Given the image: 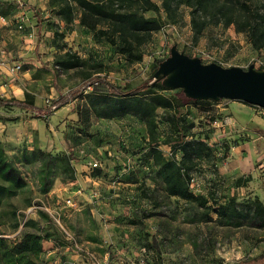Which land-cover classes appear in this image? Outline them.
Returning <instances> with one entry per match:
<instances>
[{
    "label": "rangeland",
    "instance_id": "1",
    "mask_svg": "<svg viewBox=\"0 0 264 264\" xmlns=\"http://www.w3.org/2000/svg\"><path fill=\"white\" fill-rule=\"evenodd\" d=\"M0 1V15L6 19L0 21V96L22 98L28 92L38 106L94 77L122 87L155 81V66L172 49L205 64L243 69L252 65L256 70L264 65V55L233 25L209 24L194 41L184 4L173 20L161 11L165 24L139 47L141 59L130 61L79 22L80 10L72 0L71 20L58 15L50 0ZM145 14L156 16L154 11ZM65 53L76 54L81 63L67 69L57 65ZM16 63L20 69L10 72ZM92 89L101 91L103 85L92 82L85 90ZM209 100L207 105L185 107L194 130L203 134L209 131L211 117H222L209 134L210 159L191 172V190L207 196L213 192L222 202L234 199L239 205L258 198L264 204L262 110L240 100ZM85 101L77 97L41 118L32 111L0 107V150L15 169L13 180L0 174V185L9 189L0 191L1 237L11 242L22 231L41 235L45 264H140V259L146 264H235L264 251V229L247 223L221 225L180 198L161 196L155 201L143 196L146 187L156 185L148 175L157 169L148 157L144 124L130 115L102 118L91 112L83 132L74 111ZM159 149L165 158L172 157L166 145ZM93 162L99 171L92 169ZM124 175L135 182L122 185L119 177ZM76 188L82 194L74 197L76 206L69 207L64 199ZM123 189L130 203L119 201ZM108 197L115 200L110 207ZM45 210L55 211L59 222L41 217L39 211Z\"/></svg>",
    "mask_w": 264,
    "mask_h": 264
},
{
    "label": "trees",
    "instance_id": "2",
    "mask_svg": "<svg viewBox=\"0 0 264 264\" xmlns=\"http://www.w3.org/2000/svg\"><path fill=\"white\" fill-rule=\"evenodd\" d=\"M50 1L57 6L58 15L71 20L74 5L69 0ZM72 1L80 10L79 22L89 28L96 38H104L115 46L130 61L141 59L139 47L151 37L153 32L165 24L161 11L165 13L166 18L173 20L181 4L189 8L194 41L201 36L209 24L233 25L237 32H244L247 35L257 52L264 55V0H159L160 5L156 0ZM16 5L21 6L20 1H17ZM147 11H154L156 16H147L145 14ZM65 54V57L56 60L57 65L67 69L81 63V59L76 54ZM156 68L157 66L154 71ZM259 69L264 71V65ZM92 82L101 83L104 86L103 90L86 91V87ZM92 82H83L65 93H60L46 106L36 105L32 94L25 92L22 98L0 96V107H17L32 111L41 118L53 109H58L83 96L86 100L84 106L80 109L76 107L74 111L81 123L79 128L83 132L89 127L91 112L102 118H119L126 115L135 117L145 126L146 143L150 153L148 157L157 167L156 174L148 175L156 185L151 189L146 187L143 196L155 201L161 196L180 198L184 202L204 209L205 217L221 225L234 227L247 223L255 229H264V204L258 198H252L238 205L234 199L222 202L214 197L213 192L208 193V196L195 194L190 188L192 170L200 161L209 160L212 154L208 138L215 126H212L211 122L222 117H211L209 131L203 134L194 130V121L189 119L188 108L185 107L207 105L210 103L209 99L189 98L180 88L163 85L162 79L143 81L130 87L108 83L100 77H94ZM168 90L174 92L165 93ZM159 145H166L172 157L165 158ZM2 153L3 151L0 150V174L7 180H13V175L10 174L15 173V169L4 161ZM40 153L42 157L50 158L48 153L41 151ZM177 153L179 157H176ZM67 165L70 166L69 161ZM97 167L99 165L92 169L99 171ZM143 179L145 181V177ZM119 180L123 184L135 182V178L131 175L119 177ZM2 190L9 191L8 188L0 185V191ZM210 212L216 216L215 219L208 215ZM39 213L47 221L55 223L46 210ZM42 238L32 231H22L19 238L11 242L0 236V264H45L41 258ZM235 264H264V251L241 259Z\"/></svg>",
    "mask_w": 264,
    "mask_h": 264
},
{
    "label": "water",
    "instance_id": "3",
    "mask_svg": "<svg viewBox=\"0 0 264 264\" xmlns=\"http://www.w3.org/2000/svg\"><path fill=\"white\" fill-rule=\"evenodd\" d=\"M169 88H180L193 99L240 100L264 108V71L202 63L199 58L172 49L154 72ZM104 87V86H103Z\"/></svg>",
    "mask_w": 264,
    "mask_h": 264
},
{
    "label": "built area",
    "instance_id": "4",
    "mask_svg": "<svg viewBox=\"0 0 264 264\" xmlns=\"http://www.w3.org/2000/svg\"><path fill=\"white\" fill-rule=\"evenodd\" d=\"M20 5L22 6L21 2H20ZM22 20H23V15H21V16L19 17V23H18V25H17V27H18L19 29H22V23H23ZM0 21L3 22V23H5L6 19L3 18L2 16H0ZM20 67H21V65H20L19 63H16V64L12 65V66L9 68V71H10V72L17 71V70L20 69ZM254 107H257L258 109L262 110V115L264 116V108L259 107V106H254ZM219 124H221L220 120H212V122H211V125H212V126H215V127H216V126H219ZM92 166L95 167V166H98V164H97L96 162H93V163H92ZM81 194H82V192H81V189H80V188H76V189H74V190L72 191V195H69V196H67V197L64 199V203H65V205H67V206H69V207H75L76 204H77V202H76V200L74 199V197H75L76 195H81ZM49 213H50V215L53 217V219H54L56 222H59V221H58V217L55 215V211H54L53 213H51V212H49ZM59 225H60V224H59ZM60 227H61L62 230L68 235V237H70L69 234L67 233V231H66L65 229H63V227H62L61 225H60ZM70 238H71V237H70ZM140 264H146V262H145L143 259H140Z\"/></svg>",
    "mask_w": 264,
    "mask_h": 264
},
{
    "label": "crops",
    "instance_id": "5",
    "mask_svg": "<svg viewBox=\"0 0 264 264\" xmlns=\"http://www.w3.org/2000/svg\"><path fill=\"white\" fill-rule=\"evenodd\" d=\"M122 185H125V184H122ZM116 188H119V187H116ZM114 191H115V189H114ZM121 193H122L123 195H121V197L119 198V201H121V202L123 201L124 204H126V203H130V202H125V200H126V201L129 200V199H128L129 197H128L127 195H125V193H127L126 190H125V189H123V191L121 190ZM122 196H123V197H122ZM108 198H109V197H108ZM113 201H115V200H114L113 198L110 197L106 205H107L108 207H110V205H111V203H112ZM117 201H118V200H117ZM117 205H118V204H117ZM119 205H120V206H123V204H119Z\"/></svg>",
    "mask_w": 264,
    "mask_h": 264
}]
</instances>
